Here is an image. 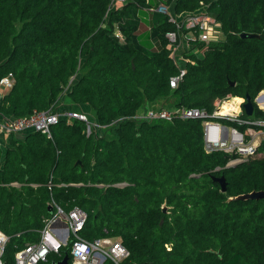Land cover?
Segmentation results:
<instances>
[{"label": "trees", "instance_id": "16d2710c", "mask_svg": "<svg viewBox=\"0 0 264 264\" xmlns=\"http://www.w3.org/2000/svg\"><path fill=\"white\" fill-rule=\"evenodd\" d=\"M173 2L0 0V78L13 74L0 113L58 110L65 96L89 104L106 127L88 133L85 121L62 118L51 137L13 132L0 145L3 264L40 239L55 204L85 211L83 238L120 240L129 251L122 264H264V199L235 198L264 190V143L228 165L229 154L205 149L201 118H135L162 99L209 112L227 95L254 100L264 90V0H176L177 14L207 5L222 30L218 41H193L204 54L185 51L176 87L171 77L181 68L166 37L175 23L157 10L148 21L140 15ZM221 175L226 191L214 180ZM66 253L72 264L71 240L39 264Z\"/></svg>", "mask_w": 264, "mask_h": 264}, {"label": "built area", "instance_id": "2783aa9c", "mask_svg": "<svg viewBox=\"0 0 264 264\" xmlns=\"http://www.w3.org/2000/svg\"><path fill=\"white\" fill-rule=\"evenodd\" d=\"M114 1L124 3L126 0ZM157 9L168 14L169 20L175 23V28L166 33L174 51L181 45L182 39L189 43L193 41L209 43L221 38V24L208 11L205 4L195 11L178 15H171L168 6L164 4H160ZM195 48L197 47L194 46L193 49ZM204 49L199 47L203 54ZM185 72V67L181 68L178 75L171 77L172 87L178 85ZM12 85L13 74L11 72L0 78V92L9 89ZM227 96L231 98L216 99L211 112L205 108L158 106L149 107L145 114L135 116V118L147 120L164 118L169 121L177 117L201 118L205 149L208 152L220 150L229 154L231 159L227 164L232 165L255 154L264 143V116L256 114V109L264 111V90L260 91L253 100L254 111L251 115L245 113V97ZM227 102L232 103V108H224ZM62 118L69 121L75 118L85 121L88 133H91L93 125L97 124L90 121L86 112L59 107L58 110L50 108L23 117L0 113V131L23 133L35 130L51 137L52 126ZM55 207L56 212L46 220L40 239L37 242L26 244L18 251L15 264H39L46 260L50 252H59L69 240H71L72 264H104L107 259L114 264H122L129 255L128 249L118 239L103 237L87 240L83 238L82 231L86 224L87 214L80 207L75 206L70 211H65L56 204ZM7 239L8 237L0 231V264H3L2 256Z\"/></svg>", "mask_w": 264, "mask_h": 264}, {"label": "crops", "instance_id": "0c3cea01", "mask_svg": "<svg viewBox=\"0 0 264 264\" xmlns=\"http://www.w3.org/2000/svg\"><path fill=\"white\" fill-rule=\"evenodd\" d=\"M175 1L168 6V9L171 13V15H178L176 12H175ZM159 6V5H158ZM158 6H155V7H146L144 10H142V12H140V15L142 17V19L144 21H148L149 20V11H153V10H157L159 11L157 8ZM160 13H162L161 11H159ZM150 29V27H149ZM115 32L116 33H120V30L118 28V26L116 25L115 26ZM222 35H220L221 37ZM194 47V43H189L187 42L185 39H182V42H181V45L176 49V51H174V57L175 59L177 60V62L179 63L180 65V68H184L185 67V63L187 62L188 58L186 57L185 55V51H189L191 50L192 48ZM190 52V51H189ZM193 52H196L198 55L202 56L203 55V52H200L199 48H195L193 50ZM78 78V76H77ZM76 79H72V82H75ZM5 91V90H4ZM4 91H1L0 94H2ZM164 103H166V99H162L160 101H157L156 103H153V104H150V103H146L137 113L136 116H139V115H142V114H145L147 109L149 107H158L160 105H163ZM62 105H64L66 108H73L74 110H77V111H82V112H86V113H89L91 115V107L89 104H74L70 101H65V96L63 97L62 99ZM99 133V132H97ZM11 133H5V132H1L0 131V145L1 147L5 150L6 149V146H7V142H8V138H9V135ZM24 134L25 132L23 133H15V135L19 138H22L24 137ZM102 134V133H101ZM105 264V262H104Z\"/></svg>", "mask_w": 264, "mask_h": 264}, {"label": "water", "instance_id": "95a60500", "mask_svg": "<svg viewBox=\"0 0 264 264\" xmlns=\"http://www.w3.org/2000/svg\"><path fill=\"white\" fill-rule=\"evenodd\" d=\"M242 37H258L259 35L256 33H245L243 32L241 34ZM231 84H234V82H231ZM245 103H244V109H245V113L248 115H251L254 111V102L253 99L251 97V95L249 93L246 94L245 96ZM80 162V161H78ZM214 180L218 181L221 184V188L222 191H226L227 190V183H226V179L224 175L221 176H214ZM236 199H260L263 198L264 199V190H254L248 193H244V194H240L238 196L235 197ZM50 210H52V206L49 207ZM165 209V208H164ZM69 254H65V256L56 262H53L52 264H69Z\"/></svg>", "mask_w": 264, "mask_h": 264}, {"label": "rangeland", "instance_id": "374dc122", "mask_svg": "<svg viewBox=\"0 0 264 264\" xmlns=\"http://www.w3.org/2000/svg\"><path fill=\"white\" fill-rule=\"evenodd\" d=\"M188 51V50H187ZM77 78V76L76 77H74V79H76ZM233 96V95H232ZM231 98V96H226V98L227 99H229V98ZM235 97H241V96H235ZM68 101V99L65 97V101ZM60 107H63V108H65V106L64 105H61ZM75 111H77V110H75ZM89 116V119H90V121H92L93 123H97L96 125H93V127H92V130H95V131H97V132H99V133H104V131L106 130V127H103V126H101L99 123H98V121L94 118V116L93 115H88ZM92 123V124H93Z\"/></svg>", "mask_w": 264, "mask_h": 264}, {"label": "bare ground", "instance_id": "6f19581e", "mask_svg": "<svg viewBox=\"0 0 264 264\" xmlns=\"http://www.w3.org/2000/svg\"><path fill=\"white\" fill-rule=\"evenodd\" d=\"M224 108H226V109H230V108H232V103L227 102V103L224 105Z\"/></svg>", "mask_w": 264, "mask_h": 264}]
</instances>
